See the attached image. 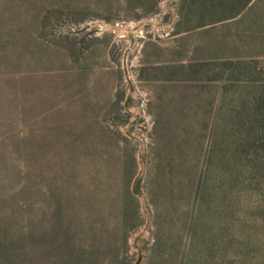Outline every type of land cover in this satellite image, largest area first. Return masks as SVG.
<instances>
[{"label":"rangeland","instance_id":"obj_1","mask_svg":"<svg viewBox=\"0 0 264 264\" xmlns=\"http://www.w3.org/2000/svg\"><path fill=\"white\" fill-rule=\"evenodd\" d=\"M154 4L0 0V264H264V0Z\"/></svg>","mask_w":264,"mask_h":264},{"label":"water","instance_id":"obj_2","mask_svg":"<svg viewBox=\"0 0 264 264\" xmlns=\"http://www.w3.org/2000/svg\"><path fill=\"white\" fill-rule=\"evenodd\" d=\"M167 1L168 0H166V2ZM149 22L153 23L151 20ZM121 28L126 31V34L128 36V39H129L128 45L125 47L123 54H122V68H123L125 79L130 83L131 79L128 75L127 56L129 54L130 50L132 49V47L135 45L136 37L138 36V34H137V29H136L135 25L128 26V25H126V23L116 25V30H119ZM126 134L130 137H133V138L139 140L140 144L142 143L141 138L138 135H135L134 133H130V132H127ZM140 154H141V148L138 150V158L140 157ZM140 174H141V165H140L139 171L137 172V174L134 178V182L139 177ZM139 262H140V254H138V257H137L134 264H139Z\"/></svg>","mask_w":264,"mask_h":264},{"label":"trees","instance_id":"obj_3","mask_svg":"<svg viewBox=\"0 0 264 264\" xmlns=\"http://www.w3.org/2000/svg\"><path fill=\"white\" fill-rule=\"evenodd\" d=\"M157 1L158 0H155V4H154V7L157 5ZM187 1V0H178V3L180 5V11L182 12V6L184 5V2ZM223 1H227L231 6H232V9L233 8H236L230 12H222L220 14H217L215 15L214 13H210L208 14V19H206L205 21H209V22H214V21H218V20H222V19H227V18H231L233 16H235L237 13H239V11L244 8L245 6H247L252 0H223ZM223 4V3H222ZM150 11H153V9H151ZM148 12V11H146ZM213 14V15H212ZM201 13L200 14H197L195 15L196 16V19L195 20H198L196 21V24H202L203 22H205L203 19H204V16L200 17ZM188 29H191L190 26L187 27L186 30Z\"/></svg>","mask_w":264,"mask_h":264},{"label":"bare ground","instance_id":"obj_4","mask_svg":"<svg viewBox=\"0 0 264 264\" xmlns=\"http://www.w3.org/2000/svg\"><path fill=\"white\" fill-rule=\"evenodd\" d=\"M126 25H128V26H132V24L131 23H126ZM120 33H126V31L125 30H123L122 28L121 29H119L118 30ZM122 35V34H121Z\"/></svg>","mask_w":264,"mask_h":264}]
</instances>
